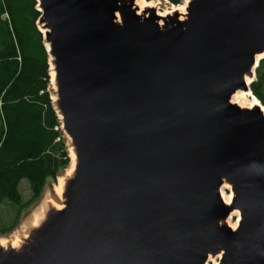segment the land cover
I'll return each mask as SVG.
<instances>
[{
  "label": "water",
  "instance_id": "water-1",
  "mask_svg": "<svg viewBox=\"0 0 264 264\" xmlns=\"http://www.w3.org/2000/svg\"><path fill=\"white\" fill-rule=\"evenodd\" d=\"M36 2L75 163L0 264H264V111L231 101L264 58V0Z\"/></svg>",
  "mask_w": 264,
  "mask_h": 264
},
{
  "label": "trees",
  "instance_id": "trees-1",
  "mask_svg": "<svg viewBox=\"0 0 264 264\" xmlns=\"http://www.w3.org/2000/svg\"><path fill=\"white\" fill-rule=\"evenodd\" d=\"M167 1L177 6L184 0ZM39 17L36 0H0V206L13 210L12 223L3 232L39 197L46 180L69 164L50 95L49 56ZM249 89L264 107V58ZM22 179L30 189L28 203L18 188Z\"/></svg>",
  "mask_w": 264,
  "mask_h": 264
},
{
  "label": "rangeland",
  "instance_id": "rangeland-1",
  "mask_svg": "<svg viewBox=\"0 0 264 264\" xmlns=\"http://www.w3.org/2000/svg\"><path fill=\"white\" fill-rule=\"evenodd\" d=\"M135 1V0H134ZM139 5H145V4H150V3H155L158 2L156 11L157 12H163L166 10H170L172 5L166 3L165 1H157V0H152V2L150 0H143L144 4H140L141 0H137ZM182 5H184L185 7V3L183 2ZM182 5L179 6V8L182 10ZM184 8H183V13H184ZM51 68L49 66V80H50V95H51V99L52 96H54L53 93V84L51 83ZM245 93H247L245 95V97L243 98L244 102L247 103H251L252 100H257L252 93L250 92V90L248 91H244ZM251 95V96H250ZM53 100V99H52ZM263 107V106H262ZM264 108V107H263ZM60 121V120H59ZM61 126V123H60ZM61 129V127H60ZM61 133H62V138L65 142V146H66V151L69 157V164L66 168L61 169L57 176L55 178H49L46 180L39 197L34 201V202H29V198H30V189L29 186L26 182L25 179H22L18 185V188L22 194V198L23 201L26 204L18 217V220L14 225L13 228L11 230H8L7 232H3L7 226H9L10 223H12V219H13V210L11 209V207H9L8 205H2L0 206V222L4 221V227L0 226V242H7V241H15L18 236L22 233L23 229L25 228L26 233H28V231L31 229L33 222V219L35 218V215H37V213L41 210L42 205L48 200V199H54L57 200V194L60 191V184L61 182H63L64 185V181L66 179H68L71 175L73 171H70L72 169V156L70 153V149H72V147L70 146V140L68 137H66V135L63 133L62 129H61ZM73 152V150H72ZM75 157V156H74ZM70 172V173H69ZM230 190V191H229ZM222 194L224 197H227L229 194L232 195L231 193V189L229 187L228 188H223L222 189ZM60 198V197H59ZM231 201V199L229 200V202ZM228 202V203H229ZM51 204H46L45 205V210L44 212L51 207ZM54 207V206H52ZM236 213H233L230 218L228 219L227 223L232 227L235 228L238 224L239 221V212L237 210H234ZM43 212V213H44ZM233 212V211H232ZM231 212V213H232ZM42 213V210L41 212ZM40 217V216H39ZM43 218V216H41ZM33 222V223H32ZM27 236V235H26ZM19 246V245H18ZM17 246V247H18ZM212 261H207L206 264H214L215 262L217 263L218 258H212Z\"/></svg>",
  "mask_w": 264,
  "mask_h": 264
},
{
  "label": "bare ground",
  "instance_id": "bare-ground-1",
  "mask_svg": "<svg viewBox=\"0 0 264 264\" xmlns=\"http://www.w3.org/2000/svg\"><path fill=\"white\" fill-rule=\"evenodd\" d=\"M150 1L152 2V0H150ZM157 1H158V0H157ZM188 1H189V0H184L183 2L186 4ZM134 4H135V7H136V12H137V14L142 15V14L144 13V11H145L147 8H149V7L157 8L158 2L150 3V4H145V5H139L138 1L135 0ZM140 4H144V1L141 0ZM180 5H182V4H180ZM180 5H177V6L172 5V7H171L170 10H166V11H163V12H157V14H158L160 17H164V16L170 14V13L173 12V11H178V12H180V13L182 14V13H183L184 5H182V10L179 8ZM180 19H181V17H180ZM159 22H160V24L162 23L161 20H160ZM41 31H42V32H45L44 29H42ZM46 47H48L47 44H46ZM261 57H264V53L258 55V56L256 57V59H259V58H261ZM50 73H51V83L53 84L54 75H53V72H52V71H51ZM249 82H250V80L247 79V80H246V83H249ZM246 94H247V93H245L244 91H237V92L231 97V101H232L233 103H236V104H238V105H240V106H243V107H251V106L257 105V103H258L257 100H255V101L252 100L251 103H247V104H246V103L244 102V100H243V98L245 97ZM250 96H251V95H250ZM52 99H55L54 96H52ZM261 109H262V111H264V108H263V107H262ZM70 153H71V156H72V169H71L70 171H73V169H74V163H75V157H74V153L72 152V149H70ZM69 173H70V172H69ZM223 188H228V189H229V186H228V185H223V186L221 187V191H220V192H221L222 199H223L226 203H228L229 200L231 199L232 195L229 194L228 199H227V197H224L223 194H222V189H223ZM62 190H63V182H61V184H60V191H59V193H56V194H57V198L61 197ZM229 191H230V190H229ZM46 204H51L52 206L57 207V208L60 207V205L57 203L56 200H54L53 198H52V199H48V200L42 205V208H41L42 213H40V212H41V210H40V211L37 213V215H35V218L33 219V222H34V223L32 222V223H33V224H32V227H35L36 225H38V223H39L40 220L42 219L41 216H43V214H44L43 212H44V210H45V205H46ZM233 213H236V212L233 211L232 213H230V215H229V217L227 218L226 221H228V219L230 218V216H231ZM39 216H40V217H39ZM32 227H31V228H32ZM26 235H27V233H26L25 228H24L23 231H22V233L18 236V238H17L15 241L0 242V246H3V247H5V246H11V247H14V248H15V247H17V246L21 243L22 239L25 238ZM212 260H213L212 258H209V259H208V261H212ZM214 264H216V262H215Z\"/></svg>",
  "mask_w": 264,
  "mask_h": 264
}]
</instances>
